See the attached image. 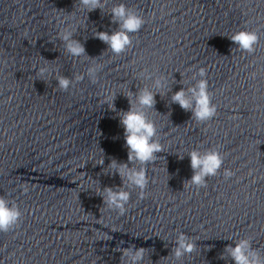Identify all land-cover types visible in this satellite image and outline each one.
<instances>
[{
  "label": "clouds",
  "instance_id": "1",
  "mask_svg": "<svg viewBox=\"0 0 264 264\" xmlns=\"http://www.w3.org/2000/svg\"><path fill=\"white\" fill-rule=\"evenodd\" d=\"M80 10L87 13L100 9L102 13L107 7L108 0H77ZM111 21L118 25L114 31L109 34L107 31H97L94 36L104 42L115 55H120L132 47V35L140 31L145 24L144 17L124 3L114 4L108 13ZM78 29V28H76ZM71 27H65L57 33V38L63 44L67 53L74 57H85L84 45L74 38V31ZM229 39L242 52L253 53L255 46L259 43V34L256 31L241 30L229 37ZM102 65L94 64L88 67L86 75L92 83H96L98 72ZM52 70L48 65L39 67L37 72L39 77L43 78ZM141 74L147 80L151 81V87H141L137 92L128 91L126 95L129 101L127 111H119V122L124 129L125 147L127 149V162H118L112 159L109 168L113 171L111 174H118L121 178V184L115 187H106L102 189L103 205L109 209L118 211L120 215L126 212V205L130 201L131 191L140 189L139 196L143 198L145 189L149 184L147 176V165L158 159V153L164 152V147L160 143L157 134V127L153 120L148 116V112L155 111L156 96L162 91L168 89L167 77L160 74H154L144 69ZM84 75H77L74 79L59 76L57 78L58 89L67 91L74 82L84 79ZM196 75L199 79L191 87H182L171 96L173 103H178L185 111L191 110L193 119L198 123L210 121L217 113V106L212 103V93L209 91L207 70L200 67ZM153 89L159 90L154 91ZM115 99V98H114ZM114 99L111 101V110L116 111ZM107 103V99L105 100ZM191 162L193 175L187 183L196 188L206 187V178L216 176L221 169L224 156L219 148H210L201 152L193 149L188 152ZM183 159V156H179ZM99 165H104L102 159ZM225 179L234 175L231 170H224ZM22 212L18 205L4 196H0V232H8L13 229L20 221ZM175 247L171 253L174 260H180L185 255L192 254L196 248V242L185 233L177 235ZM225 247L224 252L231 258L235 264H264V256L258 249L253 248L252 240L249 238H240ZM146 249L144 247L136 248L131 245L122 248L121 257L124 264H142L145 258ZM221 254L220 259H224Z\"/></svg>",
  "mask_w": 264,
  "mask_h": 264
}]
</instances>
